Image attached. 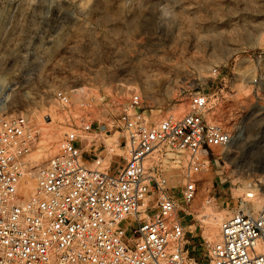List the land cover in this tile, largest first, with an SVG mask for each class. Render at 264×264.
Segmentation results:
<instances>
[{"label": "rangeland", "instance_id": "rangeland-1", "mask_svg": "<svg viewBox=\"0 0 264 264\" xmlns=\"http://www.w3.org/2000/svg\"><path fill=\"white\" fill-rule=\"evenodd\" d=\"M197 93L209 98L205 119L233 140L193 174L197 193L182 223L188 251L203 257L208 214L221 223L254 212L245 193L264 183V0H0V119L26 116L35 146L49 147L46 162L84 123L110 144L131 94L156 123L182 116ZM183 165L167 155L172 192Z\"/></svg>", "mask_w": 264, "mask_h": 264}, {"label": "built area", "instance_id": "built-area-1", "mask_svg": "<svg viewBox=\"0 0 264 264\" xmlns=\"http://www.w3.org/2000/svg\"><path fill=\"white\" fill-rule=\"evenodd\" d=\"M209 109L205 93L191 94L182 116L152 123L131 94L109 130L118 136L105 144L91 124L70 129L30 195L25 158L38 130L22 114L1 118L0 264H264V197L257 211L221 221L217 239L199 245L203 257L188 251L193 174L233 142L205 119ZM168 154L184 160L178 192L163 169Z\"/></svg>", "mask_w": 264, "mask_h": 264}, {"label": "bare ground", "instance_id": "bare-ground-1", "mask_svg": "<svg viewBox=\"0 0 264 264\" xmlns=\"http://www.w3.org/2000/svg\"><path fill=\"white\" fill-rule=\"evenodd\" d=\"M180 109H182V108H180ZM180 109H178V110H180ZM173 117H175V116H173ZM44 143L45 142H42L41 144L34 146L33 149L31 150V152L33 150L34 151L31 154L29 153L30 155H27V157L29 156V158L28 159H27V157L25 158L26 171H27V177H26L25 185L23 187V191L25 193L27 192V190H30L32 188V184H31L30 179H33L35 171L45 165L46 158L50 155L48 153L49 147ZM204 161H206V160H204ZM27 195H30V194H27ZM245 196H246L245 198H247L248 200H249V198L251 199V200H249L251 203V206L253 207V209H255V211H257V209H259V206H260V198L264 197V183L259 182L255 195L249 194L248 192H246ZM205 223H206V226L208 228V230L205 231V233L207 235L206 240H207V238H209L210 241H211V239H212V241H214L213 237H214V233H216V230H214V229L216 228V226H219L220 217L217 218L214 215H212L210 212V214H208V219H206ZM203 236H205V235H203Z\"/></svg>", "mask_w": 264, "mask_h": 264}]
</instances>
